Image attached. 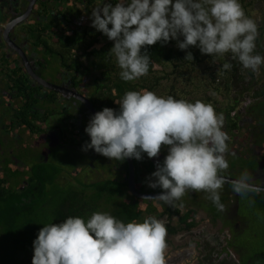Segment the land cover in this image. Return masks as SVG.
Segmentation results:
<instances>
[{
	"label": "trees",
	"instance_id": "1",
	"mask_svg": "<svg viewBox=\"0 0 264 264\" xmlns=\"http://www.w3.org/2000/svg\"><path fill=\"white\" fill-rule=\"evenodd\" d=\"M245 1L239 0L241 4ZM128 2L129 0H43L41 4L45 11L32 17L22 26L30 41L42 46L43 53L51 56L62 54L65 57L62 64L76 71L75 76L80 77V83L88 77V95L99 111L105 107L119 111L116 102H119L127 91L147 89L157 94L161 86L175 99L194 103V100L188 99L185 95H179L182 90L178 83L195 84L196 80H201L196 72L199 67L206 61L209 64L218 61L219 69L210 72L201 82L206 81L214 91H219L221 96L223 94L221 106L214 107L211 104L212 97L200 101L211 104L217 113H223L225 122L222 130L229 136L226 142L229 146L231 138L241 127L238 107L244 95L249 93L256 102L248 107L246 115L252 119L251 129L256 133H254L255 144L264 145L263 77L243 69L237 60L232 59L231 54H226V57H212L202 54L197 47L180 50L175 40H171L166 45L157 42L147 47L151 63L146 76L131 82H125L120 78L121 69L116 64L115 57L109 54L114 42L101 41L102 33L91 26V15L93 8L101 7L104 3H112L114 6L116 3ZM251 3L250 0L245 3L244 11L255 21L251 12L246 11ZM257 25L259 36L254 54L264 57V14L262 22ZM189 51L193 55V60L184 59ZM7 52L0 43V82L5 87L9 83H24L27 77L22 71L20 72L21 68H16L17 57L10 56ZM224 63H230L231 69L223 70ZM163 80L171 82L164 85ZM39 91V87L33 88L28 96V102L19 112L22 115L19 118L27 126L32 123L31 117L37 120L40 116L38 107L32 110L34 103L45 109L51 104L48 101L53 102L52 96L45 99L46 102H39L35 96ZM260 105L262 109L258 110L261 108ZM2 110L8 111L6 106H2ZM49 114L51 116L57 113L52 109ZM59 114L69 118L66 111H60ZM49 116L44 118L46 122H49ZM76 144L78 145L77 142ZM59 151V149H44V155L38 157L41 150L33 153L31 149L19 151L14 149V153H8L7 149H0V245L2 252L5 251L0 256L2 260L0 264H32L33 242L39 230L50 223H62L68 216H79L86 222L94 212H104L128 223L143 222L150 216L158 218L166 215L169 219L163 224L167 228V233L175 235L196 226L197 214L201 209L205 210L212 223L221 221V231L226 229L230 233L225 243L221 244L220 250L226 252L229 259L223 258L220 261L226 260L229 264H253L249 257L248 241L245 239L236 241L238 233L243 230L236 229L235 223L240 221V226L245 228L248 219L239 216L237 210L239 196L231 191L230 185L226 184L220 193L221 202L225 205L224 211H218L210 200L204 203L205 200L203 202L198 198L187 200L184 198L176 203V207L167 204L155 206L151 200L131 194L124 175L109 174L104 177V173L101 172V176L95 177L96 171L93 166L94 171L88 170V177L80 176L75 172L76 170L74 172L79 175H73L72 170L64 166V162L72 161L73 156H67L65 160V155H62V152L60 154ZM167 151V147H162L156 158H148L145 155L141 160L135 159L140 163V170L144 173L140 182L142 187L148 186V178L156 170L157 162H163ZM228 155L233 153L228 151L225 156ZM249 157L250 155L242 157L248 164V170L252 173H264V152L261 153L260 161ZM254 201V204H251L254 220H257L255 227L261 226L264 229V192L254 196ZM173 217H177L175 223L171 220ZM258 237L253 243L256 250H259L258 264H264V234L262 236L259 233Z\"/></svg>",
	"mask_w": 264,
	"mask_h": 264
},
{
	"label": "clouds",
	"instance_id": "2",
	"mask_svg": "<svg viewBox=\"0 0 264 264\" xmlns=\"http://www.w3.org/2000/svg\"><path fill=\"white\" fill-rule=\"evenodd\" d=\"M91 20L93 28L114 42L109 54L125 82L148 74V46L171 40L180 50L197 47L212 57L231 54L253 73L264 64V57L254 54L258 25L239 0L104 3L93 8ZM184 59L193 60L192 53L187 52ZM231 67L222 65L223 70ZM116 103L119 111L105 107L92 116L85 128L90 143L82 150L93 149L122 162L141 160L143 154L156 158L167 147L163 162H157L148 178L149 187L163 191L145 198L176 207L186 193L204 192L218 211H224L220 193L226 184L241 200L253 204L254 196L264 192L247 170L235 179L222 174L229 168L225 156L229 136L222 130L223 113L217 114L211 104L165 98L147 89L127 91ZM166 236V226L154 216L128 223L104 212H94L86 222L68 216L39 230L32 264H166Z\"/></svg>",
	"mask_w": 264,
	"mask_h": 264
},
{
	"label": "flooded vegetation",
	"instance_id": "3",
	"mask_svg": "<svg viewBox=\"0 0 264 264\" xmlns=\"http://www.w3.org/2000/svg\"><path fill=\"white\" fill-rule=\"evenodd\" d=\"M41 1L43 0L36 1L30 16L23 22L19 23L15 28H13V30L11 31V36L13 40L18 45H20L27 54L29 63L32 66L34 72L46 81L63 86L66 91L61 92L56 89L49 88L40 83L31 73H29L17 51L11 48L4 41L2 37L3 27L0 25V43L4 46V48H6V50L8 51V55H14L17 57L16 62L18 66L16 68H21L20 72L22 71L27 77V81H25L24 83H9L6 87L3 83L0 82V149H7L8 153H14V149H17L18 151L31 149L33 153L41 150L42 152L38 153V157H42L44 155V149H62V151L64 150L63 154L65 155V157H67L71 156L70 154H74L75 152L71 151L72 149H68L71 147L74 148V150H79L77 154L75 152V156L73 155V160H70L71 162H76L75 168H70L73 175L80 174V176L88 177V170H92L93 166L96 171L95 177H98L99 175L101 176V172H103L104 177L109 174H113L116 176L124 175L127 179L128 164L126 159L122 161L120 165L117 164L115 170L113 169L114 167H109L110 159L106 157V168H101L96 166L98 165L97 160L99 161L100 154L96 153L93 149H89L87 151L82 150L83 146L86 143H90V137L85 132V128L88 125L93 114L89 111L88 107L83 103V101L72 95L70 91L78 92L83 96L89 98L88 77H85L84 80L80 83V77L75 76L76 71L71 70L67 67V65L62 64L64 63L63 58H65L62 56V54H57L60 58L59 62L61 65L58 72L55 73V78L46 75L48 63L42 61V57L39 55V51H42V46H38L37 43H35L36 45L32 43L24 31V27L22 26L23 24L30 21L32 17L36 15L38 16L45 11V9L42 8ZM28 3L29 0H0V22H6L11 18L19 15L26 9ZM38 18L40 19V17ZM67 24L71 25L70 22H67ZM7 87L8 89H6ZM37 87L40 88V91L39 93L34 94L39 102H46L45 99H48L49 96H52L53 102L48 101L51 104L47 105L45 109L44 107H39L34 103V105H32V110H36V108L38 107V109L40 110V116L37 120H35L36 118L31 117L32 123L27 126L26 124H24V121L19 118L22 116L19 112L25 107V104L28 102V96L30 92H32L33 88ZM2 106H6L8 111L6 110V112H4L2 110ZM52 109H54L55 113L57 114L49 116L50 110ZM60 111H66L69 118L60 115ZM46 113L48 114L46 115ZM46 116H49V122H46L44 120ZM254 133L255 131L253 130L252 134L254 135ZM76 142L78 143V145L76 144ZM228 148L246 149L245 153L242 152L241 154L237 155H239L241 158L244 155H250V157H253V159L256 161L261 160V153L264 152V145H242L237 147L228 146ZM13 158H15V156H13ZM64 159L66 160V158ZM133 161L135 170V182L137 188L142 191L162 190L161 188L154 189L151 187H149V190H144L140 185V182L142 181V178L144 176V174L140 170V163L134 158ZM74 170H76L75 172H78L79 174L75 173ZM126 171L127 173L125 174ZM69 179L73 180V178ZM149 200L156 204L155 199ZM235 227L239 230H243L244 228V226H240L239 222L235 223Z\"/></svg>",
	"mask_w": 264,
	"mask_h": 264
},
{
	"label": "rangeland",
	"instance_id": "4",
	"mask_svg": "<svg viewBox=\"0 0 264 264\" xmlns=\"http://www.w3.org/2000/svg\"><path fill=\"white\" fill-rule=\"evenodd\" d=\"M249 1L246 0L244 3H242V7L244 9L245 3ZM252 3L251 6H247L246 11L251 12V16L255 18L256 23H261L262 22V17L264 14V0H250ZM101 41L102 42H109L108 38L102 34L101 35ZM39 55L42 57V61L47 62L48 69H46V75L49 77H54L55 78V73L58 72L60 69V58L57 55H49L45 54L42 51H39ZM226 57V56H224ZM218 61L215 64H209L208 61L203 63L201 67H199V70H197V77H199L201 80H196L195 84H190L188 82H180L178 85H180V89L182 90L179 95H185L188 99L190 100H202L206 99L207 97H212V102L211 104L214 105V107H219L221 106L222 103V96L219 91H214L213 87H210L206 81H203L204 77H207L210 72L214 70H218ZM256 76L258 77H263L264 80V64L260 66V69L258 72H256ZM208 81V79H205ZM171 81L170 80H163V84L167 85ZM157 95L161 97H168L170 96L168 94L167 90H164V88L161 86L160 89L157 91ZM256 100L248 94L244 95V98L242 102L240 103L238 107V111L240 112V125L241 127L239 130L233 135V137L230 140L229 146H242V145H256L255 144V135L252 134L253 130L251 129V123L252 119L246 115V111L248 107L252 104L255 103ZM260 109H262V106L260 105ZM216 113L217 110L215 109ZM219 114V113H217ZM256 134V133H255ZM3 146V145H2ZM72 149L71 151H75L76 154L79 150H74V148H68ZM60 154L63 151L62 149H59ZM246 149H229L231 154L233 155H228V163H229V168L226 173H222L223 175L227 176H233V177H238L244 170H247L249 173H251L254 177L253 182L257 184H264V173L260 172H255L252 173L251 171L248 170V164L244 162V159L241 158L237 154H241L242 152H245ZM74 152V154H75ZM73 156V154H70ZM146 154H143V158ZM70 157V156H68ZM64 157V158H68ZM103 155L100 154L99 161L97 160V167H103L106 168L105 165V159ZM142 158V159H143ZM246 158V157H245ZM250 159V157H249ZM65 161V160H64ZM60 162V159H59ZM101 162V163H100ZM110 167H114L113 169L116 168L117 164H121V161H115V160H109ZM76 162H71L70 160H67L64 162V166L67 169L70 168H75ZM118 165V166H119ZM241 166L242 168H239ZM141 168V166H140ZM116 170V169H115ZM144 174V173H143ZM144 190H149V186H143ZM206 195L203 192H188L186 193L182 199H194L198 198L201 201L208 203L209 200H206L207 195L205 198L203 196ZM231 197V196H230ZM181 199V200H182ZM156 204L155 206H159V204H163L160 201H155ZM178 202V201H177ZM175 202V203H177ZM238 214L241 217L247 218V226L243 229V231L239 232L236 241L239 242V240H246L248 241L249 245V250L250 254L249 257L252 259L253 264H258L260 261L258 260L257 252L259 250H256V246H254L253 240L258 239V234L263 236L264 234V229L261 226L255 227L257 220H254V215L252 214V204L249 200L243 201L241 198H238ZM160 220L162 223L167 221L169 218L166 215L160 216L157 218ZM173 223L176 222L177 217H173L171 219ZM241 225V222L238 221ZM221 221L218 223L214 224L212 221L208 219V215L205 212V210L201 209L199 210L197 214V224L190 230H185L182 232H179L175 235L168 234L166 236V241H167V249H166V264H229L228 261H220L223 258L224 259H229L228 255L226 256V252H221V244L225 243V239L230 236V233L228 230H222L221 231ZM0 243H1V238H0ZM264 244V243H263ZM262 244V246H263ZM2 246L0 245V256L4 254L5 251L2 252ZM259 247V246H258ZM233 253V252H232ZM234 255V253H233ZM232 256H230L231 258ZM231 259H234L233 257ZM0 262L2 260L0 259ZM204 262V263H202Z\"/></svg>",
	"mask_w": 264,
	"mask_h": 264
},
{
	"label": "water",
	"instance_id": "5",
	"mask_svg": "<svg viewBox=\"0 0 264 264\" xmlns=\"http://www.w3.org/2000/svg\"><path fill=\"white\" fill-rule=\"evenodd\" d=\"M37 0H29V3L26 7V9L24 11H22L19 15L11 18L8 21H4V22H0V25L3 27V33H2V37L4 39V41L13 49H15L17 51V53L20 55V57L22 58L27 70L29 73H31L40 83H42L43 85L52 88V89H56L58 91H66V89L59 85V84H55L49 81H46L45 79H43L42 77H40L38 74H36L34 72V70L32 69V66L29 63L28 60V56L25 53V51L23 50V48L18 45L12 38L11 36V31L13 30V28H15L19 23L23 22L24 20H26L30 14L33 11L34 5L36 3ZM18 6V3H17ZM70 93H72V95L76 96L77 98H79L80 100L83 101V103L88 107L89 111L94 115L96 112H98V110L96 109V107L93 105V103L90 101L89 98L83 96L82 94L78 93V92H72L70 91ZM127 164H128V175H127V183H128V188L131 194H133L134 196L138 197V198H143V199H151V198H145V197H155L158 194H160L163 190H158V191H142L139 190L136 186V182H135V170H134V161L133 158H128L126 159ZM227 176V175H225ZM231 179H235L237 177H233V176H227ZM257 184V183H255ZM260 185L262 188H264V184H257Z\"/></svg>",
	"mask_w": 264,
	"mask_h": 264
},
{
	"label": "built area",
	"instance_id": "6",
	"mask_svg": "<svg viewBox=\"0 0 264 264\" xmlns=\"http://www.w3.org/2000/svg\"><path fill=\"white\" fill-rule=\"evenodd\" d=\"M225 254H227V253H225Z\"/></svg>",
	"mask_w": 264,
	"mask_h": 264
}]
</instances>
